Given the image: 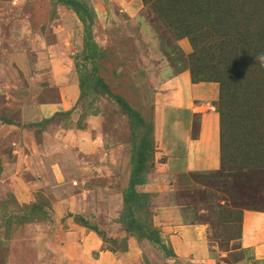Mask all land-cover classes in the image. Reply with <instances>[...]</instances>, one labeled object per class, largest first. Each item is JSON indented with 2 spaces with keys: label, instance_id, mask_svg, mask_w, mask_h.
<instances>
[{
  "label": "rangeland",
  "instance_id": "rangeland-1",
  "mask_svg": "<svg viewBox=\"0 0 264 264\" xmlns=\"http://www.w3.org/2000/svg\"><path fill=\"white\" fill-rule=\"evenodd\" d=\"M83 1L95 14L93 37L106 56L98 58V75L114 94H128L127 100L152 119L148 180L136 186L149 195L147 219L156 209L171 213L167 207L179 206L187 229L190 223L205 225L203 233L210 232L211 240L219 241L224 250H234L236 244L230 242L241 234L236 210L264 208V62L260 60L264 0H215L230 17L225 26L223 17L198 5V10L188 12L187 7L180 12L177 0ZM83 37L78 15L52 0H0V149L11 155V162L12 156L15 161L19 156L16 148L26 157L34 152L40 159L37 174L31 172L35 164L24 157L13 171L0 164V264H78L77 253L89 246L86 241L79 244L81 236L91 233L95 238L90 245L96 248L91 254L87 251L89 257L81 258L82 264H110L102 261V252L126 248L128 236L122 233L128 231L116 222L132 169L134 126L128 115L105 93L88 94L75 105L44 107V102L60 100L56 79L73 78L79 70L83 75L94 73L97 68L82 58L87 48ZM190 68L197 77L204 68L203 75H211L204 77L209 81L198 82L205 85L199 93L204 101L216 102L211 104L221 119V137L230 144L217 173L187 174L188 169L193 172L185 156L189 147L180 144L184 131L177 120L184 121L188 113L165 105L169 79L182 70L192 78ZM140 70L150 81L147 77L144 82ZM224 74L233 83H224ZM182 78L188 84V78ZM171 81L172 95L180 94L184 109L191 87L185 88L179 78ZM169 102L174 104V97ZM55 112H63L57 124L42 129L39 121ZM158 112L160 127L155 123ZM194 120L197 125L199 117ZM228 169L239 173L229 175ZM26 179L32 185L38 182L31 189V183L25 187L28 202L18 200L15 192ZM190 237L195 242L200 235ZM136 239L141 253L126 256L128 264H182L166 259L158 244L152 246V254L147 239ZM165 242L175 252L166 235ZM190 244L186 242L185 248L189 250Z\"/></svg>",
  "mask_w": 264,
  "mask_h": 264
},
{
  "label": "crops",
  "instance_id": "crops-1",
  "mask_svg": "<svg viewBox=\"0 0 264 264\" xmlns=\"http://www.w3.org/2000/svg\"><path fill=\"white\" fill-rule=\"evenodd\" d=\"M140 72H141L140 75L143 76L142 78L144 82H146L147 77L148 80L150 81V77L147 76L145 72H143L142 70H140ZM74 76L75 74H73V78H68V79L65 78L64 81L63 80L60 81L58 79L55 80L56 85H54V87L57 89L60 100L58 101L52 100L49 102H44L45 108H51L50 107L51 105H60L64 107V105L67 104L75 105V103H78L80 97V85L78 83V80L75 79ZM181 76L188 78V84L183 80ZM176 78H179L180 80L185 82L183 83L185 88L186 86L191 87V89L190 88L188 89V95H186L185 97V99L188 101H186V104L183 106L185 107L184 109H182L181 101L178 96L180 94L177 93L176 91L175 95H172L174 93L171 92V89L173 87L171 84L174 83H169V82L171 80H172L171 82H174ZM167 84L169 90L167 94L168 99H165V105L171 108L172 110H176L177 112L185 111L188 113L184 121L177 120L179 123L180 130L181 128H183L184 131V133H182L183 137L180 139V144L183 147H187V148L189 147L188 153L185 156L188 158V166L193 172H190L188 169L187 174L188 175L192 173L207 174L208 170L209 173H217L222 167V164L225 163L223 153L228 152V148L230 147V144L228 143V141L225 140L224 135H223L224 137L223 136L221 137L222 133H220L221 129L219 123L221 119L220 118L218 119L217 116L215 115L216 111L208 112L207 110H202L203 107L206 109L207 104H211V103L215 104L216 102H212L211 100H207V101L203 100L204 98H202L199 92L204 88L205 85L204 83H192V78H190V74L188 73V70H182L181 72L176 74L173 78L169 79ZM194 88L196 93L195 95L193 92ZM207 89L209 88L207 87ZM158 94L159 91L155 93V98L158 96ZM171 97H174L175 105L169 102V99H171ZM157 114L158 115H156L155 123H156V127H160V125H162L161 119H159L160 113L158 112ZM205 115H207V118L205 117ZM194 117H199L197 125L195 123ZM223 134H226V132L224 131ZM58 142L59 141H57L56 143ZM16 149L14 150V152L19 153V156H17L16 161L14 158L15 156L14 157L12 156L13 161L11 162V160L8 158L11 155H5L3 153L0 154L1 166L3 167L6 166V168L12 169L13 171L14 167L20 165L18 164L20 158L24 157L26 162H29L30 160L32 163L35 164V166L33 165L34 167H32L31 172H35L37 174L38 172L36 171L38 170L39 167L36 164L39 163L40 159H38V157L33 156V154L35 153L32 152L31 156L26 157L25 155L21 154L20 150H16ZM54 150L55 148L53 149V152L55 153L56 151ZM208 151L211 152L208 153ZM193 160L198 162L193 164L192 163ZM204 161H207V164L202 163ZM51 168L52 167L48 169L50 170ZM227 173H229L230 175L233 173L238 174L239 172L238 169H228ZM188 178H190V176H188ZM26 180L25 182L20 181L21 186L19 187L15 186L16 196L18 200L21 201L30 198L29 196H27L29 193L25 187H27L28 184L31 183L30 185V189H31V186L33 188V186H35L38 183L36 182L34 183V185H32L33 184L32 181L27 180L28 181L27 182ZM220 182L222 183V181ZM22 188H24V190ZM218 189H216L215 191H217ZM212 190H214V188ZM28 201L29 200L27 199L26 202ZM223 202L224 201H222V204ZM167 208H171L173 209V211L171 213L170 212L166 213V211H164L165 208L162 207L158 210L157 213V209H156L155 211L156 213H154L153 216L154 219L153 223L155 227H158V229H160L162 240L166 244V246L168 247L167 243L165 242V235H166V239L170 243H172V247L174 248L175 251L174 261H172L173 263H178L179 261L180 263L182 262V264H229V263L230 264H264V208L258 211V210H253L249 207H245V208L241 207V212L235 209L237 214H240L241 216V221H240L241 234L236 239L230 242V245L236 244L235 249L234 250L232 249L230 251L224 250L220 246L219 241L211 240L209 236L210 232L209 234L203 233L205 225L190 223L188 224V229H187V226L183 225V223L181 222L182 216L181 214H179L181 210L179 206L175 205L174 207L169 206ZM177 213L179 214V216L176 215ZM173 217L174 218L176 217V219L173 220ZM178 217H180V219H178ZM175 225H177L179 229H177ZM185 229L188 230V241H185V237H183V233ZM194 234L200 235V238H196L195 242L193 241L192 237H190V235L193 236ZM203 234L206 236L205 240L201 239V235ZM122 236L125 237L128 236L125 250L120 251L118 248L117 250H112V251L104 250L101 254L102 261H109L110 264H128V262L126 261V256L137 255L138 253H141L140 250L137 251L139 249L137 247L139 243L136 237L132 236L131 234L129 235L128 232L122 233ZM83 237L81 236V240L79 244L83 245L84 243L88 242L89 246H87L86 249L91 254L92 250L96 248V246L90 245L93 238H95V235L91 233L89 236L86 237L83 236ZM186 242L191 243L190 245H188L190 251L185 248ZM95 243L97 245L99 244V246L103 244L101 241H97ZM146 246H147L146 248L149 247L148 252L154 254L153 252L154 249L152 248V246H157V245L149 241L146 243ZM87 251L84 250L83 252L77 253L78 258H80L79 262H77L78 264L79 263L82 264L81 258L87 259L89 257ZM144 251L146 252V250Z\"/></svg>",
  "mask_w": 264,
  "mask_h": 264
},
{
  "label": "trees",
  "instance_id": "trees-1",
  "mask_svg": "<svg viewBox=\"0 0 264 264\" xmlns=\"http://www.w3.org/2000/svg\"><path fill=\"white\" fill-rule=\"evenodd\" d=\"M52 1L57 5L65 6L73 10L75 14L78 15L79 20L82 21L84 26L83 42H84V46L88 48L84 50L85 52L82 58L85 57L88 61L92 63H97L99 57L105 58L106 57L105 52L102 51V48L98 45V43L95 41L93 37V25L95 21V14L92 11L89 4H87L83 0H52ZM177 1L179 3L176 5L177 6L180 5L179 9L182 10L180 12H186L187 7H188V12L193 11V8L197 9L196 6L198 5L199 7H201L200 8L201 10L203 9L208 10L212 16L216 15L217 17H223L221 18L222 26L224 25V23H226L225 25L228 24L227 21H225V19H230L227 11L223 10L221 5H219L215 0H200V2L198 0H188V3L187 0L186 1L177 0ZM240 12L243 11L240 10ZM187 19L185 20L187 21ZM223 20L225 22H223ZM195 43H197V41H194V44ZM190 54H194V53L190 51ZM98 64H101V62ZM98 64L96 66L97 68H95L94 73L85 72L83 75L80 74L81 72L79 70L77 71V75L75 74L74 78L78 80V83L80 85V97L78 103L83 101V98L86 97L88 94L89 97L90 96L97 97L100 93L110 94L112 98L115 99V102L118 105H120L123 111L128 115L131 125L134 126L133 130L131 129L132 139L130 145L131 148L130 161L132 164L131 176L129 178L128 187L125 188L123 191L124 205H123V211L119 215L118 222L122 223L125 226V229L130 234L138 237L139 239L141 240L147 239L150 242L158 244L160 248L162 247L163 250L165 251L166 258L168 260H171L172 262L174 261V256H175V254H173L174 252L172 251V249L169 250L166 244L163 242L160 231L158 227L154 226L153 217H151L152 215L150 213H148V215L151 216L149 219H147L146 207L148 206L149 195L146 192H139L136 189L137 188L136 186L145 185L148 180L147 161L149 160V156L153 147V141L151 139V131L153 129L152 119L151 117H145L143 115L145 111L143 110L142 107L140 108V110L139 109L137 110L136 106L127 100L128 94L117 95L112 92V90L108 87V85L102 80V77L98 75L97 72L99 67ZM204 66L206 65L204 64ZM206 68H204V70ZM204 70L201 76L197 77L194 72V69L190 68V71L192 72V80L194 81V83H198L201 81L202 82L209 81V79H204V77L208 76L210 78L211 75H209L208 73H206V75H203L205 72ZM229 78H230L229 75L224 74V78H222L223 82L233 83L234 79H229ZM132 86L134 87V84ZM225 103H223V106L225 105ZM220 111L223 110L220 108ZM97 112L98 111H93V110L90 111L92 115L93 114L97 115ZM60 113L63 112H58V113L55 112V114L48 119L42 118V120L39 121L40 127L42 129H45V127L48 124L56 125L57 117L60 115ZM0 153H2V149H0ZM226 153L229 152H224L223 153L224 157ZM80 220L84 221L85 218L84 219L80 218Z\"/></svg>",
  "mask_w": 264,
  "mask_h": 264
},
{
  "label": "clouds",
  "instance_id": "clouds-1",
  "mask_svg": "<svg viewBox=\"0 0 264 264\" xmlns=\"http://www.w3.org/2000/svg\"><path fill=\"white\" fill-rule=\"evenodd\" d=\"M92 9V8H91ZM86 59V58H85ZM260 60L262 61V62H264V56H261L260 57ZM86 61H88L87 59H86ZM90 62V61H89ZM98 63H100V61L99 60H97V63H93V65L95 66V65H97ZM79 75V74H78ZM212 106H213V108H212ZM205 110H207L208 112H215L216 111V108L214 107V104H207V107H206V109Z\"/></svg>",
  "mask_w": 264,
  "mask_h": 264
},
{
  "label": "built area",
  "instance_id": "built-area-1",
  "mask_svg": "<svg viewBox=\"0 0 264 264\" xmlns=\"http://www.w3.org/2000/svg\"><path fill=\"white\" fill-rule=\"evenodd\" d=\"M213 108V107H212Z\"/></svg>",
  "mask_w": 264,
  "mask_h": 264
}]
</instances>
